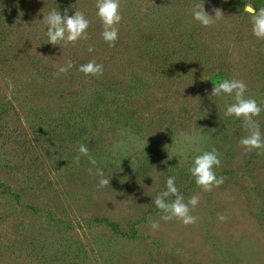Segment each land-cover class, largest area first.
I'll use <instances>...</instances> for the list:
<instances>
[{
    "label": "rangeland",
    "instance_id": "374dc122",
    "mask_svg": "<svg viewBox=\"0 0 264 264\" xmlns=\"http://www.w3.org/2000/svg\"><path fill=\"white\" fill-rule=\"evenodd\" d=\"M197 4L222 18L201 27ZM245 5L264 0H120L109 46L95 0H0V264H264V153L240 146L233 97L210 96L236 78L264 107V40ZM51 9L82 11L87 38L47 43ZM90 60L103 75L77 70ZM254 119L264 133V111ZM212 149L224 182L205 192L188 168ZM169 176L198 198L195 223L151 202Z\"/></svg>",
    "mask_w": 264,
    "mask_h": 264
},
{
    "label": "clouds",
    "instance_id": "9594fccd",
    "mask_svg": "<svg viewBox=\"0 0 264 264\" xmlns=\"http://www.w3.org/2000/svg\"><path fill=\"white\" fill-rule=\"evenodd\" d=\"M96 16L103 27L101 32L102 39L114 46L119 38L118 25L122 21L120 11V0H95ZM243 11L250 17L252 26V34L257 39L264 40V7H254L245 5ZM191 17L198 22L201 27H209L220 20V13L215 10L214 15H210L205 11V7L201 5H193L191 8ZM42 21L46 27L47 43L53 46L59 45L61 48L67 44H75L78 40L87 38V29L90 21L86 18L82 11H75L73 15L68 14L65 9L63 15L59 10L51 9L47 15H43ZM89 52L93 48L89 46ZM73 67L69 60L66 66L58 69V74L66 73ZM85 76H100L103 75L104 67L95 60H90L87 63L81 64L77 69ZM247 85L243 80L236 78H225L216 83H213V88L210 96L222 97L232 96L233 101L228 104L224 111V117H234L242 121V127L246 131V135L239 140L240 146L246 151L256 150L257 154L264 153V133L261 132L260 123L254 119L258 117L264 107H262L256 99L245 96ZM191 143V138H187ZM80 156L88 158L91 165H96V160L89 155V149L86 145L80 144L77 149ZM182 155L178 153L176 156ZM221 166L219 153L212 149L211 151H203L194 155L191 160V165L188 172L197 187L203 191H211L215 187H219L223 182L222 176H217L216 169ZM89 174H93L92 168L88 169ZM96 176L99 177L97 186L103 188L110 181L104 177L102 169L97 168ZM155 207L163 213L161 219L169 221L176 219L179 222L189 225L196 222V217L191 214L192 210L197 207L199 200L196 196H192L185 200L184 195L180 192L176 185V178L169 176L165 181V190L159 192L151 201ZM221 220L227 219L225 216H220ZM153 229L159 228V223L153 221L151 224Z\"/></svg>",
    "mask_w": 264,
    "mask_h": 264
}]
</instances>
